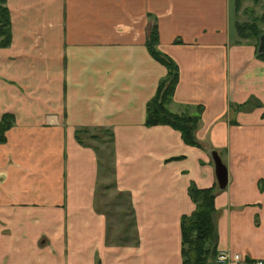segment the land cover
<instances>
[{
  "label": "crops",
  "instance_id": "0c3cea01",
  "mask_svg": "<svg viewBox=\"0 0 264 264\" xmlns=\"http://www.w3.org/2000/svg\"><path fill=\"white\" fill-rule=\"evenodd\" d=\"M6 5L0 118L14 120L0 141V264H182L191 183L214 188L216 250L264 264V58L238 39L235 0ZM154 23L179 69L170 109L202 106L196 145L145 123L166 73L145 43ZM83 128L112 134L111 188L133 223L119 241L97 193L100 155L75 134ZM212 148L227 170L222 189Z\"/></svg>",
  "mask_w": 264,
  "mask_h": 264
},
{
  "label": "trees",
  "instance_id": "16d2710c",
  "mask_svg": "<svg viewBox=\"0 0 264 264\" xmlns=\"http://www.w3.org/2000/svg\"><path fill=\"white\" fill-rule=\"evenodd\" d=\"M235 3L238 9L240 0H235ZM260 20L264 21V11L260 16L253 15L250 21L235 20L238 36L257 46L258 37L264 31L258 24ZM158 40L157 25L154 23L150 27L145 43L150 54L165 65L166 73L160 78L153 96L147 101L145 123L147 125L168 124L180 131L184 142L196 145L198 142L193 131L199 123L202 106L198 105L193 111L186 107L180 112H174L169 108L178 81L179 69L177 62L157 47ZM10 42V10L6 5V0H0V47H5ZM257 55L264 58L263 52L257 51ZM13 120V115L2 114L0 141L5 140V131L12 125ZM78 132L79 130L76 131V134ZM77 137L81 141L78 135ZM213 191V187H197L193 183L188 186V193L195 202V207L190 213L182 214L180 219L182 264H209L210 258L216 257L217 250L214 245L217 237L216 209Z\"/></svg>",
  "mask_w": 264,
  "mask_h": 264
},
{
  "label": "rangeland",
  "instance_id": "374dc122",
  "mask_svg": "<svg viewBox=\"0 0 264 264\" xmlns=\"http://www.w3.org/2000/svg\"><path fill=\"white\" fill-rule=\"evenodd\" d=\"M262 9L264 10V0H240V6L236 11L235 19L239 20L240 22L250 21L253 18V15L260 16V14H262L261 12ZM258 24L264 30V21L260 20L258 21ZM238 39L239 41H248L247 39L241 38V37H239ZM157 47H158V44H157ZM197 126L195 127L193 131L194 136H195V131H196ZM78 130H79L78 134L75 133L76 137L78 135L81 138V141L92 145L96 149V151H98V154L100 155V165H99L100 167H99V173H98V187H97L98 192L97 193H98V197L101 202V205L104 204V202H107L105 203V206H103L102 208L104 212L106 213L108 237L110 236L114 237L115 240L116 238L121 239L122 234H131L133 223L131 219V214L128 212H122L121 205L122 203H125V200H122V198L119 199L114 193L115 190L111 188L113 185L112 134H110L109 132L110 130H106L103 128L102 129L83 128V129H78ZM109 188L111 189L109 190ZM99 192H100V195H99ZM106 192L109 194L106 196H101L103 193H106ZM116 241H119V240H116ZM247 261H245L244 264H254L253 262L247 263ZM209 264H211V261L209 262ZM213 264H218L216 262V258ZM255 264H257V262Z\"/></svg>",
  "mask_w": 264,
  "mask_h": 264
},
{
  "label": "water",
  "instance_id": "95a60500",
  "mask_svg": "<svg viewBox=\"0 0 264 264\" xmlns=\"http://www.w3.org/2000/svg\"><path fill=\"white\" fill-rule=\"evenodd\" d=\"M257 50L258 52L264 53V31L258 37ZM209 154L213 161L217 186L218 188L222 189L225 187L228 179L226 166L223 163L219 153L214 148L209 150Z\"/></svg>",
  "mask_w": 264,
  "mask_h": 264
},
{
  "label": "built area",
  "instance_id": "2783aa9c",
  "mask_svg": "<svg viewBox=\"0 0 264 264\" xmlns=\"http://www.w3.org/2000/svg\"><path fill=\"white\" fill-rule=\"evenodd\" d=\"M216 260L221 264H244L245 259L239 251H233L228 249H221L217 251ZM262 261L258 260L257 264H261Z\"/></svg>",
  "mask_w": 264,
  "mask_h": 264
}]
</instances>
